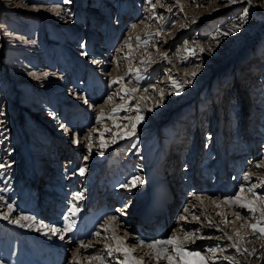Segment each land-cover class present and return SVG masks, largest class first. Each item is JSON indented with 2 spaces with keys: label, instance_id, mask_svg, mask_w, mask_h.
<instances>
[{
  "label": "rangeland",
  "instance_id": "rangeland-1",
  "mask_svg": "<svg viewBox=\"0 0 264 264\" xmlns=\"http://www.w3.org/2000/svg\"><path fill=\"white\" fill-rule=\"evenodd\" d=\"M95 1L97 2L95 5H100L96 7L100 10V12L96 11V14L86 13V10H90L87 7L88 0H71L67 4L64 3V0H0V163L5 165L3 169H0V189H4L0 194L5 193L1 197L6 201V206L9 203L15 206L16 203L21 212L25 213L29 210L27 214L32 217L34 215V219L37 221L41 218L34 214L36 213L33 208L35 202L29 197H32V193L38 189V186H35V179H46V176L39 174V171L47 164V158H51L48 164L54 161L52 158L56 157L54 156L56 155L54 148L60 155H63L62 144L80 153V158L75 160L78 165L74 166V170L71 169L65 174L68 181H72L75 178L74 175L82 176L79 172L81 167L85 168L83 175L88 178L85 181L87 188L92 182L102 186L104 176L111 179L116 178V175L121 179L127 176V183L121 185L128 184L133 177L139 176L143 183L137 182L135 186L120 187L125 200L129 196L133 198L132 203L124 205L126 207L133 205L136 211L137 209H145L148 200H150L149 194L160 191V184L165 185L164 179L167 180V178L164 176L159 179L157 174L163 175L165 174L164 171L177 174L176 170L178 171L180 168L178 164L181 163L179 160L190 159L192 156L190 151H198L206 138L212 137L211 142L209 139L207 143L209 150L210 148L219 150L215 138L219 132L229 131L230 136L232 135L230 143L234 144L235 139L240 140V134L245 132V128L241 127L244 120L251 125L254 123L253 129L256 125L255 131L259 130L260 126L264 128V0H252L251 5L246 3L226 4V0H152V4H149L148 0H131L122 13L123 22L126 20L125 25L132 18H136L137 22L146 19L149 23L145 30L133 35L135 40L130 39L132 36L129 37L130 40H123L120 30L119 36L111 45L113 50L122 41V43L127 42L126 44L131 45V51L124 47L122 50L124 58L121 56L122 61L118 62L121 63L120 66L124 65V71L122 70L124 72L122 74L124 75L123 87L129 89L130 95L133 97L132 99L126 97L124 100H121L123 95L120 91L121 84L112 83V79L119 78L120 73L116 72V76L112 78L106 74L108 75L107 79L100 88L98 80L92 76L95 72L94 69L90 68L85 60L84 64L77 60L79 58L75 60V57L83 56V50H88L95 37H100L98 33L93 32V27L96 31L101 28L102 22L99 16L103 14L102 12L106 13L108 10L110 14H113L116 13L117 9L119 10V6L121 8L119 0H106L107 5L101 0ZM153 4L155 5L154 10ZM178 5L183 6V11ZM246 7L248 14L244 17L245 22L241 27L239 26L240 18L243 16V10ZM133 10L134 13L136 12V17L131 14ZM161 16L163 19L159 18ZM105 20L107 19L105 18ZM152 24L154 26H151ZM233 24H237L238 31L234 30L233 34L228 36L218 35L220 32L228 31ZM102 31L99 32L102 33L100 42H104L105 35ZM157 32L160 33L159 36L155 35ZM137 37L140 38L139 43L136 40ZM197 46L204 48L205 51H197L194 56L188 55L185 51V47L192 49ZM74 51L81 53V55H74L72 53ZM165 54L168 57L167 60L162 59ZM109 58V63H114V58ZM147 60H152L154 63L145 67L141 61ZM118 63L116 62L117 67ZM197 64L202 66L197 68ZM111 69L112 67L108 66L107 70L110 71ZM129 69L132 70L131 74ZM137 69H139L141 76L139 83L135 79ZM97 71L100 72L101 69ZM193 71L197 73L195 79L184 86L180 95H176L172 90L170 77L179 83H183L190 79ZM85 82H87V87H82V90L76 86L81 85V83L85 84ZM145 87L148 88L147 92L143 91ZM132 89L139 90L133 93L131 92ZM160 89L164 90L163 102H160L159 99ZM93 90L97 93L100 90L110 92L109 95L107 93L102 95L101 93V101L96 103L104 104L111 95L114 97L111 102L112 107H109L111 109L105 114V119L101 122L97 121L96 115L93 117L90 114L95 110L91 111V107L95 103L91 104L89 101L85 103L86 99L82 98L85 92L88 93ZM240 90H242V94L239 95ZM137 103L140 105V112L144 116V120L137 126L136 136L124 139L117 137L113 147L110 144L113 141L105 142L106 147L104 149L94 145L91 148V155L86 156L89 157L90 161L85 159L84 152L77 149V143L74 144L75 136L80 139L79 144L84 145L81 143V141H85L81 140L83 135L88 133L89 129H92L96 123L103 122L114 124L111 131H124V126L130 127L131 124V120L126 118L134 119L136 116ZM76 104L81 105L82 111L89 113L92 122L85 126V123H82L80 119L78 123H70L71 128L67 130L68 123H60V121H69L68 118L74 112L72 109L75 108ZM121 104H124L128 110L113 113V109L119 108ZM67 107H72V109H67ZM148 109H152V111H148ZM82 111L80 112L82 113ZM71 117L74 118V116ZM3 120H6L7 123H2ZM115 124H119L121 128L117 129ZM262 132L264 133V129ZM258 137L259 135L256 139ZM137 141L136 147H132L131 145ZM255 143L254 146L259 150L258 152L264 154V146L262 147L264 143H260V139L256 140ZM227 147L228 145L224 147L225 150ZM101 152L103 155L100 154ZM39 155H42L43 159L46 158L44 160L46 163L43 162V159L39 161ZM77 155L75 153V157ZM234 156H236L235 159L227 162L226 165L230 170L223 175L219 182L215 181L217 178L213 177V172L218 168L217 166L214 167L215 163H210L212 165L207 168L206 174L208 176L205 178L199 176L198 179H201L199 182L212 188H224L225 182L226 184L229 183V190L227 188L225 190L228 191L230 197H235L242 187L240 176L244 177L250 170L255 171L256 167L250 162L254 156L250 155L247 148L243 147L240 151H236ZM111 157L114 158V161L109 160ZM256 158H259V155H256ZM61 159L62 157L59 159L60 166L65 163V160L61 162ZM207 160L208 158H206ZM208 161L210 162V160ZM106 163L112 164L110 171L101 172L103 178L98 182L100 167ZM48 164L49 169L50 165ZM235 165H238L239 168H236ZM48 169L46 167V171ZM233 170L235 174H233ZM70 171L72 172L69 173ZM48 173H54L55 176L53 169ZM229 173L232 174L230 177ZM35 175H38L37 178ZM47 182L51 184L49 178ZM244 182L246 181L244 180ZM49 183L45 184L47 188H49ZM118 183L120 184V182ZM176 186L181 190L179 196L181 201L169 213L168 218H165L172 223H175L179 214L183 213V209L187 207L185 201L190 195L189 188L186 190L189 185L184 187L178 183ZM80 187L76 184L74 192L83 194L84 190ZM54 188L53 186L52 189ZM41 191L43 192L44 189L42 188ZM257 194L264 195V190L257 192ZM48 195L49 193L44 194V199L49 197ZM67 195L72 196L71 193ZM203 197L208 199L220 198L221 195L218 193L216 196V191H206L203 196L192 198L195 206H198V213L207 215L208 209L202 208L201 205L204 201H197ZM248 199L251 201L252 198ZM256 202L259 207L260 202ZM66 204L68 205V202ZM78 208L82 210L81 205ZM225 208L228 209L227 206ZM209 211L213 212L214 209ZM247 212L248 215H246ZM247 212L242 215V218L248 217L246 222H239L238 224L240 231L242 230L239 235L229 234L233 227L232 218L226 219L230 223H226V221L223 223L219 220L218 214H211V216H217L218 224L205 226L216 227L220 230V226L225 225L224 231L227 230V235L232 237V240H228L226 236H217L216 240L203 241L199 244L200 247L193 245L192 248H188V251L196 250L202 254L207 252V249L217 246L218 250L215 253L209 252L211 257H207L209 260H218L214 264H264V236L253 232L249 227L250 224H256L258 221L264 225V219L261 218L259 212L255 215L249 213L248 210ZM122 213L125 215L127 211ZM228 213L230 216L233 214L227 210L224 215ZM69 214L70 211H66L58 222L65 219L71 220L74 216ZM160 217L163 216L160 215ZM131 219L126 218L124 220L126 224H124L123 230L126 228L128 230L131 227L132 224L129 223ZM2 220L5 219H0V222ZM7 221L9 222V220ZM215 221L207 219L205 222L214 223ZM156 225L157 223H153L154 229L149 232L159 231L161 226L158 225V228H155ZM46 231L58 242H64L68 239L65 238L60 241L58 233L53 235L49 228H46ZM172 231L173 229L169 225L168 232L166 230L168 237L171 236ZM1 232L3 231L0 230V250L2 252L19 243L18 247L23 248L25 244V246L30 247L31 251L29 252L32 253L25 252L24 247V252L18 256V261L21 257L28 259L19 263L16 256H13L14 259H6L0 254L1 264H36L41 260V258L36 259L34 255L40 249L38 244L40 246V244L43 245L42 242L49 241L45 239H37L36 243L27 242L25 239L21 241L23 235L19 238L20 232H18V239H16L15 232ZM128 233V235L131 234L129 230ZM34 235L38 236L39 234L34 232ZM148 236H150L147 238L148 240L143 237V241L146 243L154 240V236ZM78 239L84 238L68 240L75 244ZM135 240L138 238L135 237ZM50 241L46 244H54L52 238ZM233 242L241 249L242 255L231 246ZM49 246L57 250L54 245ZM20 248H18V252ZM41 248L43 249V246ZM42 249L39 251L42 252ZM244 249L248 251L244 252ZM26 250L28 251L29 248L26 247ZM71 250H64L67 253L62 259V264H66L69 260L67 258L71 256ZM119 261L122 264L124 258L122 257ZM188 264H191L190 260H188Z\"/></svg>",
  "mask_w": 264,
  "mask_h": 264
},
{
  "label": "bare ground",
  "instance_id": "bare-ground-1",
  "mask_svg": "<svg viewBox=\"0 0 264 264\" xmlns=\"http://www.w3.org/2000/svg\"><path fill=\"white\" fill-rule=\"evenodd\" d=\"M101 1L103 3H105L106 5L108 3L106 0H101ZM119 2L121 4V8H119V15L117 16L118 20L116 19L115 22L112 23L109 20V18L108 19L106 18L107 20H105L104 23H103V31L102 32L105 35L104 43L103 44L102 43H97V41H99L101 37H99L98 40H96L94 38L95 42L93 44H91L92 45L91 53L88 52V55L86 53L84 55L85 63L88 66H90V68L94 69V71H95L94 75H92V76H94L98 80V84H99L98 86L100 88H101V86L104 85L108 75L112 78V77L116 76L115 73L117 72V73H120L119 78H123L124 79V75H122L124 73L123 72L124 71V65L120 66L121 63H118V62H120L121 56L124 53L122 51L124 49V47H126L128 49V46H127L128 44L122 43L123 42L122 41V42H120V44L121 43L122 44L121 45L119 44L118 47L115 50L112 49L111 45L115 42L116 31L122 30L123 33L122 32L121 33H122V36H123V40L126 41L131 36L132 37L130 39H134L133 35L136 32L140 33L143 30H145V27L149 23V21H147L146 19L145 20L142 19L141 21L137 22L136 18L135 19L132 18L131 20L128 21L127 25H125L126 20L123 22L122 19H124V17L121 14L123 13L124 8L127 7V5L131 2V0L130 1L129 0H124V1L119 0ZM95 3H97L95 0H88L87 7L90 10H86V13L96 14L97 12L100 11V10H98V8H96L97 6L99 7L100 5H95ZM131 4H133V3H131ZM131 14L134 15L133 17H136V12L134 13V10H133V13H131ZM99 17H101V15ZM134 25H135V27H133ZM151 26H154V24H152ZM93 32L96 33V29L94 27H93ZM104 32H106V34ZM101 34L102 33H100V35ZM94 45H95V47H94ZM72 53L74 55L76 54V56H78V54L81 55V53H78L77 51H74ZM97 56H99V57H97ZM109 57H113L114 58V63H112V64L109 63V59H110ZM77 58L78 57H75V60ZM116 62L118 63V67L116 65ZM88 66H86V67H88ZM108 66L112 67V69L110 71L107 70ZM99 69H101L100 72L97 71ZM106 74H108V75H106ZM112 80H114V79H112ZM86 83L87 82H85V84L81 83V85L78 84L76 86H79V89L82 90V87H85ZM241 91L242 90H240V92L238 93L239 95L242 94ZM101 93H102V95H103V93H107L109 95L110 92H107V91L103 92V91L100 90L97 93V92H95L93 90V91L88 92V93L85 92L83 97H82V98H85L86 101H89L91 104L95 103V105L93 107L90 106L91 107V111L93 109H95L93 111V113L91 112L90 114L93 117H94V115H96V117H95L96 119H97L98 116H101V115L103 116V119H105V114L107 112H109V110L111 109L109 107H112L111 102H112V99H114V97L111 95L112 98L109 99L104 104L96 103L97 101H101V96H102ZM112 94L114 95L115 93H112ZM115 100H116V98H115ZM72 107H67V109H72ZM74 107H75V110H74L73 113H71V116H74V118H72L70 116L68 118L69 121H67V122L60 121V123L61 122L62 123H68L67 130H68V128H71L70 123H78L80 119H81L82 123H85V126H87L90 122H92L91 121L92 119H91V116L89 115V113L87 111H82L81 110V105L76 104V106H74ZM80 111H82V113ZM244 112H246V111H244ZM76 116H78L77 119H75ZM80 116H82V118H80ZM100 122H101V120H100ZM245 123H246V121L244 120V123L241 124V127L245 128V132L243 131V134H242V142H239L238 139H235L234 144L230 143L231 142V138L230 137L232 135L230 136L229 131H226V130L224 132L223 131L219 132V134L215 136L217 147H218L219 150L213 149V148H211V150H212V152H214L217 155V158H218V160H219L221 165L223 164V166H225V164L226 165L228 164L227 162H230V161L235 159L236 156H234V155H235V152L238 151V149L235 148L234 146H237L239 144H242V145L244 144L245 145L244 148H247L250 151L253 149L254 158H253L252 161H250L251 163H253V165H256L257 163L264 164V154H260V152H258L259 150L254 146V144H252L254 141H256L255 139L259 135L255 131L256 130L255 129L256 125L254 126V129H253L254 123H252V125L248 124V123L245 124ZM112 127H114V124L112 125V123H104V122L103 123H96L92 127V129H89L88 133H85L83 135V138H81V140H85V141L84 142L81 141V143H84V145L77 144L76 147H78L77 149H79L82 152H84L85 159L90 161L89 157H86V156H90L91 153H92V149H91V153L89 154V150H88V147H87V144H88L89 141H88L87 138L90 136L91 137L92 146L95 145L96 147H100L101 133H103V140L106 143L107 142L108 143L112 142L114 133H116V131L115 132L111 131ZM257 127H259V126H257ZM105 129H109V131H105ZM226 136H228V137H226ZM77 140L80 141V139H78V137L75 136V141H77ZM116 140H117V138H116ZM74 144H75V142H74ZM110 144H112L111 147H113L116 144V142H112ZM247 144H249L248 147H247ZM227 145H228L227 150H229V153H226L227 150H225V148H224ZM61 147H62L61 150L63 151V153H62L63 155H60L58 153V151H56V149L54 148V152L56 153V155H54L56 157H52V158H54L53 159L54 161H52L51 164L50 163L48 164V161H50L51 158H47V164L50 165L49 169H48L47 164H45L46 162L44 161V160H46V158L43 159V162H45L44 164L46 165L48 171H46L45 165H44V167L42 165L43 168L41 169V171H39V174H41L42 176H46L47 180L49 178V180L51 181V184L49 182H47V180L45 178H41L40 177L41 178V182L39 184H37L36 187L42 185V188L44 189V192L39 191L40 194L49 193V195H48L49 197L46 196L47 198L44 199V202L48 201L49 198H51L52 196L57 194V196L60 197L59 199H60L61 203L63 201L64 202H68V205L64 204V202H63V204L60 205L62 209L61 208L57 209L56 206H55L56 210H46L44 208V209L40 210V214H37V213L33 212L34 214H36V217H39L41 219L39 221H37L35 219L30 220V221H21V224L24 225L23 227H21V226H19L17 224L12 223L11 219H13V220L14 219H18L19 216H21V215L31 216V215L27 214V212H29V210L28 211L26 210L27 212H25V213L21 212L19 210L17 204L15 203V206H13L14 211H12L9 214V210H8L7 206L5 205L6 201H4V198L0 199V215L9 214V219H8L9 222L7 220H2V222H0V230L3 231L1 233H4L5 231H7V232H15L16 233V235H15L16 239H18V232H20L19 238H21V235H23V240H21V241H24V239H25V241H27V242L31 241V242H35L36 243L37 239H45L47 241L48 240L50 241L51 238H52L54 240V244L51 243V244L47 245L44 242H42L43 245L40 244V246H39V244H38V247L40 249H42L41 246H43V249H42L43 251L42 252L38 251L37 255H41V254L43 255L45 247H47L49 245H54L55 247H57V253L58 254H63V257H65V255L67 253V251H64V250L72 249L71 250V256H69V258H67L69 260L67 261L66 264H75L76 260H79L80 264H118V263L120 264L121 261H119V260L122 257L124 258V256H123V254L121 252L116 251L117 238H118L120 241H122L120 247L128 248V249L131 250L130 251L131 260H142L144 262V264H168L166 259L156 260V259L153 258L152 250L149 249L148 247H146V244L148 242L147 243L145 242V246H140L139 245V241L143 240V237L146 240H148L147 238H150V236L147 237V235H152V237L154 236L153 237L154 238L153 241H155V240H161V239L169 238V237L173 236V234H174L175 237L178 239V242L180 243V246L188 251L189 247L192 248L193 245L199 246V244L201 242H203V241L207 242V241L213 240V239L216 240L217 236L218 237L219 236L228 237L227 230H226V232L224 231L225 225L224 226L221 225L220 226V230L217 229L216 227L205 226V225L216 224V223L218 224L219 220L222 221L223 223H224V221H226V223H230V222H228L226 220L227 218L230 217V218L233 219L231 221V223H233V227L231 229V232H229V234L239 235L242 232V230L240 231V228L238 227L239 222H246L245 220L248 218V217L247 218L246 217L242 218L243 217L242 215H244L247 212L246 209L241 208L236 203H224L225 200L232 201L235 198V197H233V198L230 197L228 195V191L225 190V188H227L229 190V187H230L229 183H227V185L225 187L223 186L224 188H222V187L217 188L216 187L217 188L216 189V188H212L211 186L204 185V183H200L199 182L200 180H196L193 183L190 182L191 186L189 185V187L186 188V190L189 188L188 190L190 192V195L187 196V198H186L185 203H186L187 207L185 206L186 208L183 209V213L179 214V216L177 217L175 223L168 222L165 219V218H168V215L165 217L166 213L167 212H169V213L172 212L174 210V208L177 206V204L179 203V201H181V200H179L180 199L179 196L181 195V190L176 186V184L181 183L183 181H186L188 179V177H190V173L187 170L191 168L190 166H191L192 156L188 160L186 158L183 159V161L179 160L181 163H179L178 166L180 167L179 170H180L181 173L179 172V170L178 171L176 170V173L178 172L177 174H173V173L168 172V171H164L165 174H163V175L157 174L159 179H161L162 177L165 176L167 179H169V181H172L173 187L175 188V193L177 195L176 202H173L174 200L171 199V197H172L171 192H169V190H166V189H168V186H167L168 180H165L163 178L165 185L163 186V185H161L159 183L160 186H161V189L159 188L160 191H158V192H156L154 194L149 192L150 193L149 194L150 200H148V202H147L148 205L145 204V205H147L145 207V209H143V210L137 209L135 211L133 205L132 206L130 205V207H128V206L126 207V205H124V204L132 203V199L133 198L131 196H129L125 200L124 193L120 190L121 188H118V189L115 188L114 189V186L120 185L118 183L119 180L123 179V178L122 179L121 178H117L118 175H116V178L113 177L114 178L113 181L115 183H117V185H114L113 181H110L111 180L110 179L109 180L110 182L108 181V182H106L104 184V188H102V191H101L100 194H99V191L97 189V188H99V183H96V182L93 183L95 185H93V187H92L93 188V194L90 197V201L89 202L88 201L84 202V200L73 201L72 198L76 194L74 192L75 185L77 184L80 187L81 181L84 182L88 178L86 177V175H82V176L74 175L75 178L72 181L66 180L67 176L65 177V174L68 173V171H67L68 168L67 167L69 166L70 170L71 169L72 170L75 169L74 166L78 165V163H76L75 160L80 158V156H79L80 153L78 151H75L74 149H70L66 145L63 146V144H62ZM203 148H204V146H203ZM232 150H234V151H232ZM207 151H208V153L210 152V150L208 149V144H207ZM75 153L78 154L76 157H75ZM226 154H228V155H226ZM256 155H259V158H256ZM58 157H59V159L62 157L61 162H62V160H65V163H63L62 166H60L61 163H59ZM209 157H211L210 153L207 156L208 160H210ZM196 158H197V156H196ZM109 160H113L114 161V158L111 157V159H109ZM210 162H211V160H210ZM53 163H55L54 166H52ZM209 165L211 166L212 164H209ZM111 166H112L111 163H109V164L106 163V164H104V165H102L100 167V178H99L98 182L101 181L100 180L101 178H103V175L101 174V172L107 173L108 171H110V167ZM235 167L237 168L238 165H235ZM51 169H53V172L55 171V176L53 175L54 173L53 174L48 173L49 171H51ZM169 169H171V168H169ZM71 172L72 171H70L69 173H71ZM256 172H257V174H256ZM223 173H224V169L223 170H221V169L219 170V168H217L213 172V174H214L213 177L217 178L219 180V179L223 178V176H222ZM250 173H251V176H250V179L248 181H246L247 183L244 182V180H243L244 177L240 176L242 187L244 188V191H246V193H242V199L247 200L248 198H252L251 201H256V198L253 195H251V193L248 191V188L251 187L252 185H256V187L254 189V191L256 193L257 192H261L262 190H264V183H261L262 182V178H264V166H262L261 168H256L255 171L254 170L253 171L250 170ZM118 174H120V173H118ZM191 174L193 175L194 171ZM37 176H36V178H37ZM125 178H127V176ZM38 180H40V179H38V178L35 179V181H38ZM94 180H96V179L94 178ZM79 181H80V183H79ZM48 183H49V188H47L45 186V184H48ZM53 186L55 187L54 189H52ZM66 187H68L67 190H66ZM100 188H101V186H100ZM190 189H193L194 191L190 190ZM230 190H232V188H230ZM206 191H216V196L219 193L221 195V197L220 198L219 197H213V198H209V199L203 197L202 199L200 198V200L197 199V201H200V202L203 200L204 202L201 203L202 208H205L206 210L208 209L207 215H203L202 213L201 214L198 213V206L197 205L195 206V203L193 202L192 198L194 199V197L198 198L199 196H203L204 192H206ZM68 193L72 194V196L70 198L68 197V195L66 196V194H68ZM238 193H240V190H239ZM4 194L5 193H1L0 197L3 196ZM67 197L69 199H67ZM29 198H31V200H33L32 197H29ZM111 199H113V200H111ZM171 200H172V202H171ZM163 202H167V204H168V206L165 209L162 207L163 206ZM73 203H75V204L77 203V206L81 205V209L82 210H79L77 215H75L73 218H71V220L65 219V220H62L61 222H58V220L62 219V217L65 214V212L69 211L68 209L71 208L69 206H71V204H73ZM196 203H198V202H196ZM64 205H66V206H64ZM107 205H108L109 209L112 211L110 216H108L107 213H106ZM189 206H191V207H189ZM226 206L228 207V209L225 208ZM65 207H66V209H64ZM140 208H142V207H140ZM31 209L32 208H31V203H30V211H31ZM185 209H187V211H185ZM210 209H214V211L210 212L209 211ZM227 210H230L233 214L231 213L232 214L231 216H230L229 213L224 215V213ZM123 211H127V213L124 215L122 213ZM133 211H135V213H133ZM237 212L240 213L241 219H237V217L235 215V213H237ZM249 213H251V212H249ZM211 214H213V215L218 214L220 219L218 220L217 216H211ZM122 215H123V217H122ZM152 215H153V217H152ZM157 215L163 216L162 217L163 220L161 218H159L158 219V223H157L155 228H158V225H160L161 227H160V229H158L159 231H155V233L149 232V231H152L154 229L152 226H153V223H155V221H156V216ZM246 215H248V212H247ZM181 216H184L185 219L181 220L180 219ZM204 216H206L207 219H209V220H213V221H215L216 219L217 220L214 223H208V222H205L207 219ZM109 217H115L116 219L114 221H110ZM194 217H198V220L195 219ZM33 218H35L34 215H33ZM126 218H132L130 220V222H129L132 225L128 229L129 232L131 233L130 235H128L129 233H128L127 228H126V230H123L124 227H125L124 224H126L124 222V220ZM137 218H138V220H136ZM91 219H94V220H97V221L94 224H92L91 223ZM77 220H80L79 221L80 229H82V231H88L91 235L88 236V237H85V238L82 237V236H77L76 238H84V239H78L75 242V244H73L72 241L70 243L69 240H71V239H75L76 240V238H74V237H72L70 235H66V233H62V232H58V235L60 236L61 234H64L65 238L66 239L68 238L69 240L67 239L66 241L63 242L60 239L61 242L56 241V239L54 237H52L46 231V227H43V225H49V226H54V227H56L58 229H64L65 227H67L68 224H72L73 225V223L75 221H77ZM242 220H244V221H242ZM247 222H248V220H247ZM76 223H78V221ZM98 223H101L100 226H97ZM201 223H203V224H201ZM169 225H171V228L173 229V231H172L171 236L168 237L167 236V234H168L167 232H168V229H169ZM92 226H93V228H92ZM18 227H20V228H18ZM138 227H140V228H138ZM121 230H123V231H121ZM166 230H167V232H166ZM146 231H148V232H146ZM34 232L38 233L39 235L38 236L34 235ZM185 232H193L194 236H192V237H190L189 239L186 240L185 239ZM30 233H31V235H30ZM96 233H100V235L97 236ZM143 233H144V235H143ZM68 234H72V232H69ZM42 236H45V237L43 238ZM48 236L51 237V238H49V239L46 238ZM208 236H211L212 239H208L207 238ZM135 237L138 238V240H135ZM201 237H203V238H201ZM218 240H220V239L218 238ZM81 243H83L85 245H88V246L86 248H82L81 247ZM18 244H16V246H14V247L11 246L12 248L9 247V249L4 251V252H2L0 250L1 256H4L6 259H8V258L11 259V258H13V256H16L18 263L20 261H22V260H27L28 258L24 259V257H21V258L19 257L20 259L18 261V256L21 253L24 252V250H23L24 247H25L24 248L25 252H28L30 254L31 253V252H29V251H31L30 247L29 246H25V244H24V247L20 248V247H18ZM72 246H73V248H72ZM26 247L29 248L28 251L26 250ZM50 247H52V246H50ZM163 247H167L168 248V254L169 255L175 256V254L172 252V246L171 245H166V246H163ZM18 248H20L19 252H18ZM52 249H54V248H52ZM209 252L210 251L202 253L201 256H203L205 258L207 263H209V264L213 263L214 264V262L218 261V260H209V259H207V257H211V256H209ZM13 254H15V255H13ZM26 257H27V255H26ZM96 257H100L102 260L96 259ZM37 258L38 257L36 256V259ZM188 260H190L191 264H200V261L198 259L189 257ZM40 261H38L36 263H39ZM29 262H30V260H29ZM61 264H62V261H61Z\"/></svg>",
  "mask_w": 264,
  "mask_h": 264
},
{
  "label": "snow or ice",
  "instance_id": "snow-or-ice-1",
  "mask_svg": "<svg viewBox=\"0 0 264 264\" xmlns=\"http://www.w3.org/2000/svg\"><path fill=\"white\" fill-rule=\"evenodd\" d=\"M70 2H71V0H64V3H66V4L70 3ZM148 3L152 4V0H148ZM236 3H246L248 5H251L252 4V0H226V4H236ZM178 6L180 7V10L183 11V6L182 5H178ZM152 8H153V10L155 9V5L154 4L152 5ZM247 14H248V9L246 7L243 10V16L240 18L241 23H240L239 26H241V27L243 26V23L245 22L244 21V17H246ZM69 15H70V13H69ZM159 18L163 19L162 16L159 17ZM193 23H195V20H193ZM133 27H135V25ZM234 30H236V31L239 30V27L237 26V24H233L231 26V28H229L228 31L220 32V33H218V35H223V36L232 35ZM155 35L159 36L160 33L157 32V33H155ZM213 39L215 40V37ZM136 40H137L138 43L140 42V38L139 37H137ZM216 42L218 43V41H216ZM127 46L129 48V51H131V45L128 44ZM185 51L188 53V55L194 56L197 51L203 52V51H205V49L201 48L199 46H197L196 48H192V49H188L187 47H185ZM208 51H211V49H208ZM162 59L167 60L168 59L167 55L165 54L162 57ZM141 63L145 67H147L151 63H154V61L147 60V61H141ZM201 66L202 65H200V64L196 65L197 68H200ZM129 73L130 74L132 73L131 69H129ZM45 75H47V74H45ZM196 75H197L196 71H193L191 73L190 79L184 81L183 83H179L178 81L173 80L170 77L171 87H172V90L175 92V94L176 95H180L181 92L183 91L184 86L187 85V84H190L191 81L193 79H195ZM135 79H136L137 83H139V81L141 79V76H140V73H139V69H137L135 71ZM112 83L113 84H117V83L121 84L120 91L123 93V95L121 96V100H124L126 97L128 99H132L133 98L130 95V90L125 88V87H123V78L114 79L112 81ZM138 90L139 89H132L131 92L134 93V92H136ZM153 90L154 91L156 90L154 86H153ZM143 91L147 92L148 88L145 87L143 89ZM159 92H160V97H159L160 102H163L164 90L160 89ZM111 98L112 97L110 96L109 99H111ZM85 103H87V101H85ZM127 110L128 109L126 108V106L124 104H121L119 108H114L113 109V113H116V112H119V111H127ZM148 111H152V109H148ZM102 119H103L102 115L97 117V121L98 122L100 120H102ZM126 119H130L131 120L130 127L128 125H125L124 126V129H125L124 131H117L116 133H114L113 142H115L117 137L120 138V139H124V138H132V137L136 136L137 126L144 120V116L141 115V112H140L139 103H137V105H136V116H135V118L134 119L126 118ZM115 127L117 129L121 128V126L119 124H115ZM105 131H109V129H105ZM87 139L89 141L88 144H87V147H88L89 154H90L91 153V148H92L91 137L89 136ZM74 142L79 144L78 140L74 141ZM137 143H138V141L134 142L131 146L135 148ZM100 147H101V149H104L106 147V143L103 140V133H101ZM100 154L103 155V152H101ZM262 166H264V164H262V163H257L255 165L256 168H261ZM4 167H5V165L3 163H0V169H3ZM79 172H80L81 175H83L84 172H85V168L81 167L79 169ZM250 176H251V173L249 172L248 174H246L244 176V180L248 181L250 179ZM137 182L143 183V180L139 176H136V177H133V179L130 182H128V184L121 185V187H128L129 185L135 186V184ZM261 183H264V181H262ZM255 187H256V185H252L251 187L248 188V191L256 198V201L260 202V206L259 207L257 206L256 201H248V200L242 199V193L244 192V188L243 187H241L240 193L235 195L234 200H232V201L225 200L224 203H236L241 208L247 209L253 215H255L257 212H259L261 218L264 219V195H258L254 191ZM2 191H4V189H0V192H2ZM0 199H3V197H0ZM72 199H73V201L83 199V194L80 193V192H77L73 196ZM7 208L9 210V214L12 211H14L13 206L10 203L7 204ZM69 211H70L71 216H75L79 212V208H78V206L75 203H73ZM185 211H187V209H185ZM9 214H4V215L0 216V219L8 220L9 219ZM236 217H237V219H241V215H240L239 212L236 213ZM194 218L198 220V217H194ZM33 219L34 218L31 217V216L21 215V216H19L18 219H14L11 222L23 227L24 225L21 224V221H30V220H33ZM115 219H116L115 217H109L110 221H114ZM180 219L184 220L185 217L181 216ZM43 227L49 228L50 232L53 235H56L58 232L67 233L69 231H72L73 225L72 224H68L67 227H65L64 229H58V228H56L54 226H49V225H43ZM249 227L253 230V232L259 233L260 236H264V225H262L261 222L258 221L256 224H250ZM96 235L99 236L100 233H96ZM192 236H194L193 232H185V239L186 240L189 239ZM201 238H203V237H201ZM207 238L208 239H212L211 236H208ZM59 239H61V240L65 239L64 234H61L59 236ZM227 239L231 241L232 237H227ZM121 243H122V241H120L117 238L116 251L121 252L123 254V256H124V261L122 262V264H144V262L142 260H134V261L131 260V257H130V251L131 250L128 249V248L120 247ZM139 245L140 246H145V241L140 240L139 241ZM166 245H171L172 246V252L175 254V256L168 254V248L167 247H163V246H166ZM87 246L88 245H85V244L81 243V247L82 248H86ZM231 246L234 249H236V251L238 253H240L241 255L243 254V252H241V249L238 247V245L235 242H233ZM146 247H148L149 249L152 250L154 259H156V260L166 259L168 264H188V258L189 257L198 259L200 261V264H207L205 258L203 256H201V253L199 251H196V250L187 251L186 249L181 247L180 243L178 242V239L175 237L174 234H173V236H171L169 238H165V239L155 240V241L149 242V243L146 244ZM207 250L212 252V253H215L218 250V248L217 247H212V248H209ZM243 251L247 252L248 250L244 249ZM96 259H101V258L100 257H96ZM75 264H80V261L76 260Z\"/></svg>",
  "mask_w": 264,
  "mask_h": 264
},
{
  "label": "built area",
  "instance_id": "built-area-1",
  "mask_svg": "<svg viewBox=\"0 0 264 264\" xmlns=\"http://www.w3.org/2000/svg\"><path fill=\"white\" fill-rule=\"evenodd\" d=\"M73 110H75V108ZM2 123H7V121L6 120H3Z\"/></svg>",
  "mask_w": 264,
  "mask_h": 264
}]
</instances>
